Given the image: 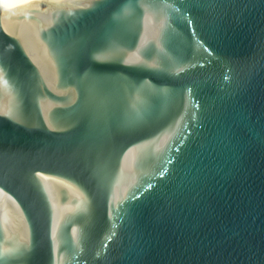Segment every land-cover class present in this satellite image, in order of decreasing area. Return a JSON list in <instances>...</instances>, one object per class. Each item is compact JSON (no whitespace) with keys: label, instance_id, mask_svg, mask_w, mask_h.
<instances>
[{"label":"water","instance_id":"95a60500","mask_svg":"<svg viewBox=\"0 0 264 264\" xmlns=\"http://www.w3.org/2000/svg\"><path fill=\"white\" fill-rule=\"evenodd\" d=\"M0 264H264V0H0Z\"/></svg>","mask_w":264,"mask_h":264}]
</instances>
